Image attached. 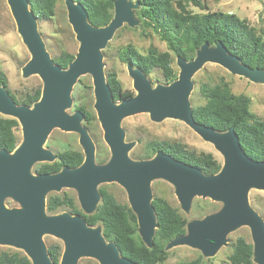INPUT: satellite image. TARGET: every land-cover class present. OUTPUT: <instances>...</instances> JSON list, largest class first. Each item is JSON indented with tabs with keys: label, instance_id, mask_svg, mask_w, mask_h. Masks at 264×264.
Wrapping results in <instances>:
<instances>
[{
	"label": "water",
	"instance_id": "1",
	"mask_svg": "<svg viewBox=\"0 0 264 264\" xmlns=\"http://www.w3.org/2000/svg\"><path fill=\"white\" fill-rule=\"evenodd\" d=\"M6 2L17 33L30 54L21 73L24 77L38 76L42 89L39 99L27 106L16 103L0 86V114L15 119L22 133V142L12 152L0 150V245L21 250L31 264H53L43 241V236L49 235L62 242L59 264H77L80 258L94 259L98 264H134L120 255L114 243L105 240L100 227L88 226L82 216L68 212L47 214L46 196L73 189L83 214L91 215L100 202L99 185L116 183L125 190L141 241L151 248L157 229L151 182L160 179L173 186L183 212L189 211L196 196L222 204L218 211L186 224L185 234L168 242L165 250L187 246L210 258L226 245L230 232L245 226L250 230L253 262L264 264V220L248 202L250 189L264 191V162H256L244 154L233 128L217 132L195 122L188 101L192 78L206 63L217 64L233 75L259 84H264V70L241 64L221 43L214 47L204 43L192 60L176 56L179 72L167 85L153 87L139 69L126 64L136 94L114 102L104 75L101 51L124 23L130 27L138 24L134 19L137 2L114 0L110 22L94 27L78 3L64 0L68 23L79 42L77 53L66 69L54 63L47 52L28 0ZM84 75L91 76L93 110L110 153L102 165L96 163L94 142L82 125L84 114L79 110L73 114L66 111L72 105L71 90ZM138 113H148L155 122L182 121L221 154L223 164L219 172L205 175L197 167L162 152L150 159H130L128 152L134 144L124 141L120 124L124 118ZM54 128L78 134L83 161L76 168L65 167L54 174H32L35 163L56 160V154L44 146ZM7 198L19 207L7 208L4 205Z\"/></svg>",
	"mask_w": 264,
	"mask_h": 264
},
{
	"label": "trees",
	"instance_id": "2",
	"mask_svg": "<svg viewBox=\"0 0 264 264\" xmlns=\"http://www.w3.org/2000/svg\"><path fill=\"white\" fill-rule=\"evenodd\" d=\"M86 12L88 22L94 27L106 26L113 16L114 0H73ZM139 4L137 16L143 20L142 27L150 29L166 44L167 51L159 52L149 48L146 54L139 53L132 46H126L118 53V59L139 69L149 77L155 70L161 73L163 84L167 85L177 78L172 68V55L189 61L197 50L207 43L210 47L221 43L228 54L235 56L241 64L251 69L264 70V29L257 31L246 21L233 14L221 12L192 13L189 4L202 8L200 0H135ZM57 0H28L30 11L37 21H48L54 16ZM74 56L62 53L53 61L66 69ZM114 102L130 99L133 93L123 91L115 73L106 75ZM0 86L8 92L7 79L0 72ZM205 103L193 108L195 122L211 127L217 132H226L233 128L244 154L256 162H264V120L249 110L251 100L243 95H234L224 80L215 86L201 84L199 87ZM40 89L27 94L18 104L32 106L40 97ZM76 110L84 114L83 126L93 139V113L83 106ZM18 123L12 118H0V150L12 152L16 148L14 130ZM147 156L152 158L162 152L184 164L197 167L205 175H214L221 166L211 154H197L187 150L179 143L149 142ZM53 163H42L35 174H54L61 169L76 168L83 161L81 150H62L56 153ZM109 155L96 150V163H106ZM100 202L91 215H85L68 194L47 195L46 212L55 215L68 212L80 215L90 227H100L106 241L114 243L120 255L134 264H171L166 262L165 246L176 237L185 234L186 221L178 210L165 200L154 197L151 205L154 209L157 229L154 231L151 248L145 247L138 235L136 217L127 203H119L106 189L99 187ZM48 256L53 264H59L62 248L58 244L47 246ZM229 264H255L252 245L245 239L236 238ZM0 264H31L24 254L0 252ZM174 264H202L201 259L181 261Z\"/></svg>",
	"mask_w": 264,
	"mask_h": 264
},
{
	"label": "rangeland",
	"instance_id": "3",
	"mask_svg": "<svg viewBox=\"0 0 264 264\" xmlns=\"http://www.w3.org/2000/svg\"><path fill=\"white\" fill-rule=\"evenodd\" d=\"M135 3V0H129ZM178 1V0H174ZM203 5L198 8L189 4L188 10L192 13L221 12L233 14L240 20L257 31L264 29V0H200ZM139 7L134 10V19L138 22L135 26H128L126 23L119 28L101 51L103 55L104 75L115 73L123 91H129L136 94L132 86V79L127 73L126 64L118 59V53L126 46H132L139 53L146 54L149 48H155L159 52H166L167 47L158 35L150 29L142 27L143 20L136 14ZM37 31L45 44V48L50 57H58L62 53H68L73 56L77 53L79 42L75 39L70 24L67 20V12L64 0H57L54 16L48 21H37ZM173 57L172 68L178 75L179 69L176 65L175 56ZM30 59V54L21 37L17 33L15 22L11 16L6 0H0V72L7 79L9 92L19 102L23 101L27 94L33 93L36 89H42V82L38 76L24 77L21 73L22 67ZM148 79L152 86L163 84L161 73L155 70ZM224 80L229 86L232 94L247 96L250 100L249 110L259 118L264 120V84L252 83L245 78L233 75L223 67L206 63L192 78L193 87L189 94L188 101L192 108L201 106L205 103L201 96L199 87L201 84L215 86ZM72 105L66 110L68 114H73L76 108L83 106L90 110L95 120L93 121V142L96 150L104 152L110 156L108 147L102 139V130L96 119L93 110L94 96L92 79L90 75L81 76L71 90ZM0 118H9L2 116ZM83 125V124H82ZM120 127L123 129L126 143L132 142L133 148L128 152V157L133 160H144L147 156V144L149 142H168L179 143L187 150L197 154H211L213 159L222 166L223 157L214 149V147L203 141L194 131L186 126L182 121L176 119H164L155 122L150 119L148 113H138L124 118ZM16 147L22 142L21 127L18 124L14 130ZM53 153L62 150H81L78 143V134L66 133L57 128L52 129L48 135L45 145ZM42 163H35L31 169L34 174L36 169ZM110 192L119 203H127L125 190L116 183H103L99 185ZM98 187V188H99ZM152 197H159L165 200L171 207L178 210L186 224L201 219L204 216L218 211L222 204L214 202L208 198L194 197L191 201L188 212H183L174 194V188L164 180H154L151 182ZM68 194L76 199V192L73 189H62L59 192H50L47 195ZM47 198V196H46ZM248 202L264 220V191L250 189L248 191ZM76 203L78 205L77 199ZM99 204V203H98ZM4 205L11 209L19 205L11 198L4 201ZM79 206V205H78ZM243 238L251 243L250 230L242 226L230 232L227 235V243L222 246L213 257L206 258L201 255L197 249L187 246H177L165 250L166 262L177 263L181 261H191L197 258L201 259L202 264H229L228 257L232 252V244L236 238ZM46 246L58 244L63 248L62 242L49 235L43 236ZM0 252L19 253L21 250L9 246L0 245ZM77 264H98L96 260L90 258H80Z\"/></svg>",
	"mask_w": 264,
	"mask_h": 264
}]
</instances>
